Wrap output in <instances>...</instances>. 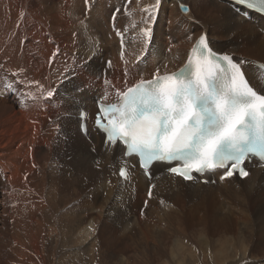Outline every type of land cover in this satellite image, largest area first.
<instances>
[{
    "label": "bare ground",
    "instance_id": "6f19581e",
    "mask_svg": "<svg viewBox=\"0 0 264 264\" xmlns=\"http://www.w3.org/2000/svg\"><path fill=\"white\" fill-rule=\"evenodd\" d=\"M162 1L157 32L145 36L152 23L149 16L153 18L159 9L153 7L156 0H0V148L17 153L9 156L0 149L5 151L0 156H4V169L20 177L19 194L7 185L0 186V264H94L91 250H84L86 257L83 250V254L66 252L67 246L87 241L91 235L82 227L81 214L70 212L67 203L79 188L107 189V194L118 186L121 201L108 202L112 211L107 215L116 217L114 211L124 202L134 208L149 203V220L136 236L139 239L125 232L129 222L121 229V240H130L125 249L134 250L129 254L133 264H264V235L260 240L254 238L252 218L264 221V168L252 166L244 178L221 180V171L214 176L228 191L227 199L238 198L236 209L249 233L240 241L242 236H229L226 220L218 226L213 213L199 212L192 223L189 217L184 221L180 192L190 186L202 187V183L168 174L170 167L162 164L154 165L149 180L136 167L135 158L124 157L120 145L105 144V136L94 132L89 142L80 131L79 98L96 112L92 96L97 93L92 84L97 77L109 79L99 95L114 101L117 89L124 91L141 80L178 70L204 34L217 52L247 61L245 69L259 77V84L255 79L251 82L264 93V74L247 66L264 62V39L258 35L259 30L264 34V17L224 0ZM182 4L188 12L181 11ZM189 22L195 25L190 27ZM166 23L173 30L163 31ZM83 86L86 92L79 94ZM55 104L61 108L54 109ZM58 159L69 165L73 177H68V170L66 177L59 175L62 165ZM123 162L130 163L133 172L125 192L118 175ZM245 183L248 188L241 187ZM170 193L176 194L172 206L165 203ZM61 203L66 204L63 211ZM94 206L93 212L98 209ZM254 211L260 213L255 216ZM205 224L212 226L211 232H218V238L210 244L213 253L209 254L206 245L200 257H195L197 234L193 231L196 238L192 237L190 229ZM58 243L62 250L57 249ZM107 255L104 252L101 264H112Z\"/></svg>",
    "mask_w": 264,
    "mask_h": 264
},
{
    "label": "snow or ice",
    "instance_id": "6c2138e0",
    "mask_svg": "<svg viewBox=\"0 0 264 264\" xmlns=\"http://www.w3.org/2000/svg\"><path fill=\"white\" fill-rule=\"evenodd\" d=\"M235 2L264 13V0ZM161 3L156 0L153 7L159 8ZM180 8L189 11L186 5ZM149 32L145 29L144 35ZM196 50L203 51L204 63L210 64L206 34L199 36ZM222 59L232 72L231 83L222 88L209 82L211 72L206 76L198 72L195 80L187 81L176 73L141 80L128 88L122 94L128 109L118 117L108 106L98 107L95 125L105 133V142L113 146L122 142L124 154L138 156L144 169L154 161L182 162V167L169 170L184 180H192L193 172L215 169H223L221 180L237 173L248 176L242 165L248 152L257 151V143L249 140L247 130L253 129L264 140V95L249 86L252 79L259 84V77L245 69L247 61L233 62L227 54ZM259 155L264 159V151ZM119 175L127 179L126 169L122 167Z\"/></svg>",
    "mask_w": 264,
    "mask_h": 264
},
{
    "label": "rangeland",
    "instance_id": "374dc122",
    "mask_svg": "<svg viewBox=\"0 0 264 264\" xmlns=\"http://www.w3.org/2000/svg\"><path fill=\"white\" fill-rule=\"evenodd\" d=\"M163 2L164 1H162V3ZM161 9L162 8H159L157 10V14L154 13L155 15L152 18V23H151V25L149 27H147V29H150V34L151 35H153V34H155L157 32L156 25L158 24L157 21H158V18L160 17ZM119 12H120V9L115 10L116 14H119ZM168 25H169V23H166L165 24L166 27L164 25L162 26L163 31L173 30ZM189 25L191 27V25H195V23L194 22H189ZM112 27L114 28L115 26H112ZM168 28H169V30H168ZM258 32H259L258 35H260L264 39V34H263L262 30H259ZM3 124L7 125V123H5V122ZM0 149L1 150H6V152L5 151H2V152L0 151V154H2V155H4L3 154L4 152H5V154L7 153V155L11 154L9 156L17 154V153L11 152L8 149H2V148H0ZM0 157H2L0 159V162L2 163V160H3L4 156H0ZM58 161L62 165L61 169H60L61 172L59 173V175L64 174V177H66V171L68 170V172H69L68 177H73V174L70 173L71 172V168H69V169L67 168L69 165L66 164L67 165V167H66L65 163H63L61 161V159H58ZM4 165H6V164H4V162H3L2 166L0 168V186L2 185V186L5 187V185H7L8 187L11 188V192L12 193H18L19 192V187H20V183H19L20 177L18 175H15L12 172L11 169H6L5 170L4 169ZM10 174H12V179L10 177ZM86 179H87L88 182H90L91 177H87ZM203 185L204 186L198 187V188H195L194 186H190L189 188H185V189H183L180 192V195L182 194L180 196V198L182 200L181 205L183 204V206L180 209H183V212H184L183 219H184V221L186 222L187 217H189V220H188L189 222L188 223H192L193 219L196 220L195 216H197V214L199 212H201L202 215L203 214L213 213V214H215V217L218 220V226H222L221 221L222 220L223 221L226 220V224L229 225V228H227L228 229L227 232H229V236L230 237L235 239V238H237L239 236L240 237L242 236V238H241L242 240H240V241L245 240L249 236V233L246 231L247 227H246V225H245V223H244V221H243V219L241 217V214H239V212H238L240 210L236 209V206H237L236 202H237L238 198L236 196L232 195V196L229 197V199H227V196H225V195L229 194V193H227L228 191L225 189L224 185H218V183H216V184L210 183V184H203ZM241 185H242L241 186L242 188H248L249 187L246 183L245 184H241ZM195 186H197V185H195ZM152 187H154L153 189H156L157 186L154 184ZM255 187H257V186H255ZM118 188H119V186H118ZM118 188H113L112 189L113 192L112 191H111V193L107 192V194H106L107 189L103 190L102 188H97L98 189L97 190L95 188H79L77 190L78 193L76 192L75 194H72L73 198L70 199L69 202L67 203L68 204L67 208L69 207L68 210L70 212L80 213L81 214L82 227H86L88 229V232L89 233L91 232V235L87 239V241H84L82 243L79 242L76 245L72 244L73 245L72 247H70V246L68 247L67 246V248H69V249H67L66 252H69V251L73 252V251H76V250L79 251V252H82V254L85 252L86 254L84 253V256L86 257V256H88V253L86 251H84V250H91L95 254V261H94L95 263L94 264H101L103 262V260H104V252H108L107 258L109 256V259L112 262V264H127V261L132 263V259L130 258L129 254L132 253V251L134 252V250L133 249H130V250H126L125 249V243L128 242V245H129L130 240L127 239V238H126V240H124V239L121 240L122 239L121 235L122 236L124 235V234L121 233V231L126 226L124 224V222H129L130 228H128V231L126 230L125 232L126 233L128 232L130 235H132L133 236L132 238L139 239L136 236H138V234L142 231V229L147 224V221L149 220L147 218L148 217L147 215L149 214V212H148L149 203L142 202L141 206H139L137 208H134V206L132 204H128V203L124 202V203H121L120 206L118 205V208H119L118 211H114L113 210L114 212H116V217H113V214L109 216V215H107L108 214L107 212L109 210L112 211V209L110 207H108V202L110 204L111 202L112 203L113 202L120 203V201H121V200H118L119 199L118 193H120L119 191L121 190V188H120V190ZM133 192H134V195H135L137 193V190L134 189ZM66 194H67V197H69L71 195V194H68V193H66ZM110 194H112V196ZM175 196H176V194L170 193L167 196L168 198H166L165 203L169 204V206H172L173 203L176 202ZM107 198H108V200H107ZM110 198L112 200H114V201H112ZM65 201H63V202H65ZM101 201H103V202H101ZM246 202H248V201H246ZM6 203H7V201H6ZM25 203H28V201H26ZM103 203H105V204H103ZM60 206L63 207V209H60V211H63L64 209H66V204H62L61 203ZM92 206H94L95 208H98L99 210L98 209L96 210L94 208V210H96V211L93 212L92 209H91ZM103 206H105V208ZM90 209H91V211H90ZM122 210L124 211V213H123ZM100 211H101V213H100ZM117 212L119 213V215H118ZM254 213H255V216H256L260 212L254 211ZM107 216H108V218L109 217L112 218L111 219L112 221L110 220V218L108 219ZM98 217H100V218H98ZM94 218H96L95 221H94ZM161 218H165V217L162 215ZM252 218L254 220L253 221V225L255 226V228L253 229L254 238L257 239V240H260L261 236L264 235V221L254 217V215H252ZM119 219H121V221H119ZM134 220H136V221H134ZM116 221H117V223H116ZM95 222H97V223H95ZM116 224H118V225H116ZM132 224H133V226H132ZM196 226H195V228L192 227V229H190L191 233H193V231H195V233L197 234V239H195V240L192 239L194 241V246H196L197 249H198L195 257H200V255L202 254V249L205 248L206 245H207L206 249L209 248L208 249L209 254L213 253L214 247H211L210 244H212L211 242L214 239L218 238L217 237L218 236V232L217 233L211 232L212 231V230H210V226L211 225L209 226L208 224L207 225L205 224L204 226H201V225L200 226L196 225ZM204 229H205V231H204ZM115 230H117V231H115ZM112 231H114L113 233L115 234V236L112 233ZM118 231L121 234H117L116 232H118ZM220 233L224 234L223 230L220 231ZM111 235H112L113 238L111 237ZM108 236H110V237H108ZM191 236L196 238L194 233L191 234ZM110 239H111V241H110ZM93 240H95L96 243ZM65 241L67 242L68 240H65ZM90 241L91 242L93 241V243H91ZM89 243H91L93 245L91 246V244H89ZM97 244L99 246H97ZM60 248L63 249V246H61V244L58 243L57 249L58 250H62ZM94 249L95 250L100 249V250L95 251ZM102 249H104V250H102ZM64 251H65V249L62 252H64ZM122 257L123 258L125 257L124 260L126 262L124 261V263H122ZM98 258L100 259L101 262L98 260ZM127 258H129V260ZM92 259H93V257H92Z\"/></svg>",
    "mask_w": 264,
    "mask_h": 264
}]
</instances>
